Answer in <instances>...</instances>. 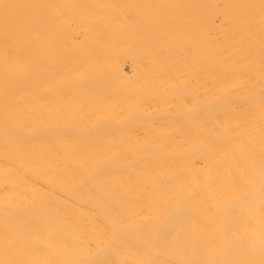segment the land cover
I'll use <instances>...</instances> for the list:
<instances>
[{
	"label": "bare ground",
	"instance_id": "obj_1",
	"mask_svg": "<svg viewBox=\"0 0 264 264\" xmlns=\"http://www.w3.org/2000/svg\"><path fill=\"white\" fill-rule=\"evenodd\" d=\"M0 264H264V0H0Z\"/></svg>",
	"mask_w": 264,
	"mask_h": 264
}]
</instances>
